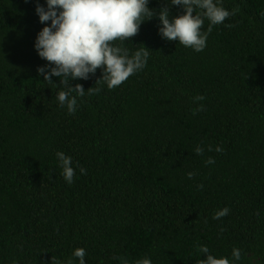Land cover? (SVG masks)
<instances>
[{"label": "trees", "instance_id": "16d2710c", "mask_svg": "<svg viewBox=\"0 0 264 264\" xmlns=\"http://www.w3.org/2000/svg\"><path fill=\"white\" fill-rule=\"evenodd\" d=\"M223 6L235 15L212 27L202 52L162 39L158 16L142 22L115 43L147 47L143 71L114 89L99 68L70 81L86 94L68 114L59 78L37 73L47 61L34 48L44 26L35 0H0V264H66L77 247L87 264H198L199 245L226 257L238 247L240 264H264V0ZM57 151L73 158L72 184Z\"/></svg>", "mask_w": 264, "mask_h": 264}, {"label": "clouds", "instance_id": "9594fccd", "mask_svg": "<svg viewBox=\"0 0 264 264\" xmlns=\"http://www.w3.org/2000/svg\"><path fill=\"white\" fill-rule=\"evenodd\" d=\"M35 12L44 26L38 31L34 48L46 64L37 67V73L43 76V81L53 83L52 77L59 78V84L64 89L58 91L56 100L61 108H66L68 114L77 111L78 99L84 97L86 90L80 83L73 86L70 81L87 80L101 69L102 80L107 88L120 86L130 76L143 71L146 67L150 51L147 47L134 52L122 47L128 38L135 36L142 22L158 16V32L166 41H178L186 48L202 52L207 46L208 34L212 27L224 24L225 20L235 15L223 6V0H166L165 6L158 11L149 7V0H45L41 4L35 0ZM168 5H175L183 11L176 16H170ZM199 10V11H198ZM209 22L203 31L204 20ZM50 22V23H47ZM226 27H232L226 24ZM120 41L121 44H116ZM99 91V89H96ZM195 101H203V96H196ZM203 111V105H197L193 114ZM222 152V146H208V151ZM205 149L199 145L194 148L197 155H203ZM56 161L61 169V175L66 183L72 184L76 177L73 158L63 151L55 153ZM206 164H214L215 160L208 157ZM80 174L87 170L79 166ZM194 172H188L192 179ZM202 188L203 185H197ZM230 209L224 207L216 211L213 219L219 220L228 215ZM198 251L205 254L198 264H240L241 250L233 247L231 256H217L206 245H199ZM66 264H87L86 250L77 247L73 250ZM119 264H130L127 259L116 258ZM55 264H65L56 260ZM132 264H153L151 257L136 259Z\"/></svg>", "mask_w": 264, "mask_h": 264}]
</instances>
